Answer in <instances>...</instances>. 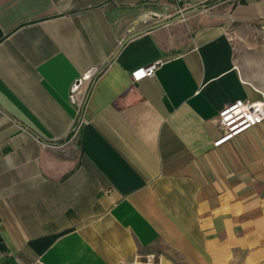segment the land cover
I'll use <instances>...</instances> for the list:
<instances>
[{
  "label": "crops",
  "instance_id": "crops-1",
  "mask_svg": "<svg viewBox=\"0 0 264 264\" xmlns=\"http://www.w3.org/2000/svg\"><path fill=\"white\" fill-rule=\"evenodd\" d=\"M177 3L199 10L122 45ZM247 21L264 0H0V264H264V121L214 145L264 96Z\"/></svg>",
  "mask_w": 264,
  "mask_h": 264
},
{
  "label": "rangeland",
  "instance_id": "rangeland-1",
  "mask_svg": "<svg viewBox=\"0 0 264 264\" xmlns=\"http://www.w3.org/2000/svg\"><path fill=\"white\" fill-rule=\"evenodd\" d=\"M178 8L179 3L176 5ZM228 34L233 43L234 61L240 75L264 90V21L232 23ZM156 259V256L147 253L133 264H158Z\"/></svg>",
  "mask_w": 264,
  "mask_h": 264
},
{
  "label": "built area",
  "instance_id": "built-area-1",
  "mask_svg": "<svg viewBox=\"0 0 264 264\" xmlns=\"http://www.w3.org/2000/svg\"><path fill=\"white\" fill-rule=\"evenodd\" d=\"M180 7L176 13H182ZM159 63H152L146 67L135 69L131 73V79L134 82L141 81L148 77L156 75ZM264 121V96L260 101L251 99H238L226 105L218 115V123L222 134L214 143L215 146L223 145L228 141L236 139L252 127L261 124ZM79 126H75L71 132L70 139L75 140L78 134Z\"/></svg>",
  "mask_w": 264,
  "mask_h": 264
},
{
  "label": "water",
  "instance_id": "water-1",
  "mask_svg": "<svg viewBox=\"0 0 264 264\" xmlns=\"http://www.w3.org/2000/svg\"><path fill=\"white\" fill-rule=\"evenodd\" d=\"M198 10H199V7H194L191 9H187V10L183 11L182 13L174 15L173 17L165 18V19H162L160 15L150 14V15H148V17H151L155 21V23L152 25H149L147 27H144L143 29H139V30L134 28L133 31L130 32L129 35L124 39L122 45L126 44L130 39H132L138 35H141L147 31L156 29L158 27L164 26V25L169 24L171 22H174V21H177L180 19H184L185 17H188V16L198 12ZM119 51H120V49H118L115 52V54L112 57L113 59H115L117 57Z\"/></svg>",
  "mask_w": 264,
  "mask_h": 264
}]
</instances>
